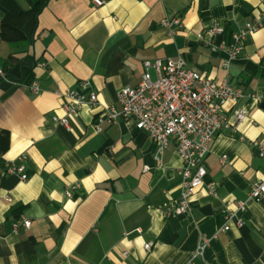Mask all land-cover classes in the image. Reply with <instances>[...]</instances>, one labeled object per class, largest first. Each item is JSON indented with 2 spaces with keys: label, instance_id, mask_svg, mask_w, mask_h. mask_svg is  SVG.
I'll use <instances>...</instances> for the list:
<instances>
[{
  "label": "crops",
  "instance_id": "0c3cea01",
  "mask_svg": "<svg viewBox=\"0 0 264 264\" xmlns=\"http://www.w3.org/2000/svg\"><path fill=\"white\" fill-rule=\"evenodd\" d=\"M263 12L264 0H0V62L9 76L0 79V146L4 159L23 158L28 173L22 180L0 160V264H264V197H250L264 177ZM173 17L182 24L162 23ZM259 18L225 64L233 34ZM215 21L225 32L211 37ZM179 56L253 95L226 105L247 116L211 143L206 182L216 192L202 185L189 211L169 215L183 190L175 144L157 162L134 119L98 131L99 108L68 115L64 106L85 80L103 105H117L118 87L137 85L145 60ZM239 200L243 223L231 219L223 230L225 203ZM21 218L30 227H16Z\"/></svg>",
  "mask_w": 264,
  "mask_h": 264
},
{
  "label": "built area",
  "instance_id": "2783aa9c",
  "mask_svg": "<svg viewBox=\"0 0 264 264\" xmlns=\"http://www.w3.org/2000/svg\"><path fill=\"white\" fill-rule=\"evenodd\" d=\"M95 6H100L104 0H92ZM264 17V12L262 13ZM164 25H181L179 18L163 19ZM261 26L260 18L246 23L243 29L233 34L234 42L228 45L229 59L239 55L243 50L246 37L250 32L256 31ZM225 32V26L215 21L207 29L209 36ZM203 33H198L202 38ZM144 71L137 85H120L116 91L117 105H103L98 94L92 89L89 80L81 82L82 90H69V102L64 106L68 115L77 113L84 105L100 109L95 118L98 131L103 130L104 124H113L123 119H134L138 129L148 133L154 141L155 159L161 162L165 150L170 144H175L176 151L182 160L179 173L182 177L183 190L178 203L168 211L169 215H178L190 210V197L195 189L207 185L211 193L216 192L215 185L206 182L208 174L206 159L211 150V143L216 135L224 128L236 127L237 123L247 116L244 107H235L226 111L228 103H238L242 98L253 95L240 87H234L227 81H215L195 69L189 68L184 57H166L155 60H145ZM151 69L156 77L151 74ZM9 76L0 62V79ZM33 93L40 92L41 87L37 80L30 84ZM260 99V97H258ZM65 126H69L67 117L53 116ZM260 155L264 157V148L261 147ZM227 159L223 155L221 161ZM0 160L9 173L19 174L22 180L28 179L27 166L23 158L18 160L4 159L0 146ZM70 196L71 191L67 192ZM250 197L259 199L264 197V177L253 183ZM233 202L227 201L223 214L226 222L223 230L230 229L229 221L236 219L237 224L243 223L239 214L246 210V201L239 200L232 208ZM20 224L30 227L31 220L19 219L15 226ZM145 248L150 249L152 242L145 243ZM124 255L128 251L123 252Z\"/></svg>",
  "mask_w": 264,
  "mask_h": 264
}]
</instances>
